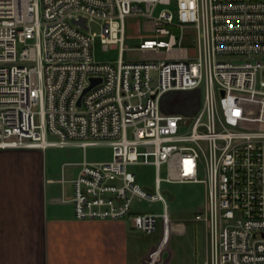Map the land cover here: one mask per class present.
I'll use <instances>...</instances> for the list:
<instances>
[{"label": "built area", "instance_id": "2783aa9c", "mask_svg": "<svg viewBox=\"0 0 264 264\" xmlns=\"http://www.w3.org/2000/svg\"><path fill=\"white\" fill-rule=\"evenodd\" d=\"M128 17L143 20L136 61ZM91 24L116 62L95 60ZM190 92L192 115L162 111ZM101 145L111 160L72 180L76 220L150 236L170 220L166 185H204L206 264H264V0H0V150Z\"/></svg>", "mask_w": 264, "mask_h": 264}, {"label": "crops", "instance_id": "0c3cea01", "mask_svg": "<svg viewBox=\"0 0 264 264\" xmlns=\"http://www.w3.org/2000/svg\"><path fill=\"white\" fill-rule=\"evenodd\" d=\"M111 158L107 145L0 150V264H206L209 228L196 220L206 197H196L195 185L165 186L170 220L150 236L124 220L75 219L80 164Z\"/></svg>", "mask_w": 264, "mask_h": 264}, {"label": "rangeland", "instance_id": "374dc122", "mask_svg": "<svg viewBox=\"0 0 264 264\" xmlns=\"http://www.w3.org/2000/svg\"><path fill=\"white\" fill-rule=\"evenodd\" d=\"M126 25V53L124 59L126 61H136L140 59V54L136 50L138 49L142 38L145 36L143 28V20L140 18L128 17L125 20ZM90 34L95 35V40L93 43V54L97 62L107 63L116 62L119 58V50L110 48L108 51H104L101 44V29L97 25H90ZM227 61L238 62L239 57H226ZM203 98L198 96L197 92L190 93H178L173 95H167L162 100L163 109L166 111L180 112L185 115H192L197 109H199ZM179 113V114H180ZM154 170L151 168H143L141 172V181L151 184L153 181ZM163 175L165 176V169H163ZM202 179H205L203 174ZM188 187H184V191ZM195 190L196 197L202 199L205 198L206 188L204 185H195L193 188ZM170 203V202H169ZM134 209L137 212H154L162 213L163 209L160 204H150L144 202L143 204L135 203Z\"/></svg>", "mask_w": 264, "mask_h": 264}, {"label": "water", "instance_id": "95a60500", "mask_svg": "<svg viewBox=\"0 0 264 264\" xmlns=\"http://www.w3.org/2000/svg\"><path fill=\"white\" fill-rule=\"evenodd\" d=\"M79 25H81V27H85V21H81L80 23H78ZM99 83H101V80H96V79H92L91 80V86L89 88H87L84 92V95L86 93H88L93 87H95L96 85H98ZM81 101H79V105H80ZM166 195L168 196L169 200H173V196L169 191H166Z\"/></svg>", "mask_w": 264, "mask_h": 264}]
</instances>
